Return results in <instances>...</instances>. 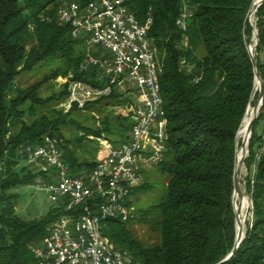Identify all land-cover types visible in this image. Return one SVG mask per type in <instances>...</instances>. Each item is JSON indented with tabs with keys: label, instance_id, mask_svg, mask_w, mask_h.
Listing matches in <instances>:
<instances>
[{
	"label": "trees",
	"instance_id": "trees-1",
	"mask_svg": "<svg viewBox=\"0 0 264 264\" xmlns=\"http://www.w3.org/2000/svg\"><path fill=\"white\" fill-rule=\"evenodd\" d=\"M125 1L140 23L153 18L149 38L161 67L168 120L166 152L158 166L168 172L169 180L164 200L139 219L147 220L156 209L161 212L160 220L151 226L159 233L158 244H143L131 221L105 220L102 234L140 264H218L230 255L236 238V140L255 93L254 68L243 36L253 0ZM59 8L57 0H0V264H36L29 247L42 242L49 226L66 214L53 207L40 219L25 221L17 215L19 196L12 191L35 185L40 176L27 165L19 168L26 160V148L48 135L60 138L71 174L89 177L97 156L92 161L87 155L81 159L74 144L97 140L100 146L98 139L104 138L116 147L129 140L133 125L129 116H115L109 110L127 102L114 90L112 96L84 108L100 114L96 128L82 127L85 135L73 141L65 137L64 129L81 127L71 116L83 110L74 106L66 113L59 107L69 97L68 83L48 97L42 96L44 85L59 77L98 87L105 83L98 81L97 69L81 70L87 51L71 37L70 27L60 23ZM185 10L190 16L183 29L177 21ZM255 21L256 57L264 79V4ZM253 32L248 23L250 43ZM201 47L205 54L199 57ZM42 62L59 67L40 82L25 88L17 85L21 73L32 72ZM263 121L264 100L245 160L248 174L241 180L252 202V218L240 247L223 264H264V133L257 131ZM149 188L143 183L134 191ZM91 208L96 213L95 203Z\"/></svg>",
	"mask_w": 264,
	"mask_h": 264
},
{
	"label": "built area",
	"instance_id": "built-area-1",
	"mask_svg": "<svg viewBox=\"0 0 264 264\" xmlns=\"http://www.w3.org/2000/svg\"><path fill=\"white\" fill-rule=\"evenodd\" d=\"M57 1L60 23L68 25L71 37L88 48L81 70L97 69L98 81L105 83L98 87L66 80L69 97L59 107L66 113L74 106L84 110L116 90L127 100L117 108L133 125L129 140L120 147L98 139L100 158L89 177L71 174L60 138L48 135L40 144L26 148L29 169L40 175L36 184L49 193L55 208L66 213L49 226L42 242L29 248L36 264H140L129 251L108 242L102 222L127 223L133 218L130 198L144 183L143 171L158 165L166 152L168 120L161 67L149 38L153 18L140 23L125 0ZM189 16L183 11L177 26L184 29ZM93 47L100 49L99 55L89 52Z\"/></svg>",
	"mask_w": 264,
	"mask_h": 264
},
{
	"label": "rangeland",
	"instance_id": "rangeland-1",
	"mask_svg": "<svg viewBox=\"0 0 264 264\" xmlns=\"http://www.w3.org/2000/svg\"><path fill=\"white\" fill-rule=\"evenodd\" d=\"M255 19L251 22L252 25H255ZM254 43V38L253 41ZM81 49L87 51V47H81ZM100 49L98 47H93L89 52L96 54L99 53ZM205 52L204 49L201 47L198 50L199 57L204 56ZM58 66V63H50V62H42L35 67L32 72L29 73H21L17 79V85L22 87H28L34 83L40 82L45 76L49 75L52 70H55ZM67 79H63L59 77L56 81H50L49 83L45 84L42 91L43 97H48L52 93H59L61 91V87L63 84L66 83ZM255 93L251 99V106L254 108L257 104L255 100ZM254 98V99H253ZM110 111L114 112V115H124L123 110L119 108H110ZM100 114L91 112V111H79L75 112L71 118L76 120L77 124H80L81 127L78 125H72L63 130V133L66 138L75 140L80 138L81 136L85 135V130L82 127L88 128H96L100 121L98 117ZM114 116V117H115ZM258 133H264V121L260 123L258 127ZM238 146L242 145L239 138L237 137ZM121 145H117L116 147H120ZM74 151L76 154L82 158L85 155L88 156L89 160H94V156H97V159L100 158L98 153H101V148L98 145L97 140L90 141L85 140L82 143L74 144L73 146ZM87 152V154H85ZM27 165L26 160L21 162L19 168L24 167ZM28 166V165H27ZM247 169L245 165L243 166L241 179L244 180L247 177ZM143 180L144 184L149 186V189H137L133 192L130 203L135 209L134 217L130 220L132 224V229L135 236L145 245L153 246L159 243V233L154 232L151 229V226L158 222L161 218V212L156 209L153 210L147 220L141 221L140 218L143 216L144 212L149 209L151 206L158 205L161 203L165 196H166V188L167 183L169 180V174L166 171H163L160 166L154 165L151 168L144 169L143 171ZM242 190L245 197L249 201V206L245 210V220L247 222H251L252 218V202L250 200V196L247 194L245 189V185L242 182ZM12 193L18 194L19 198L16 201V212L17 215L25 221H31L33 219H40L46 216L49 211L54 207V203L50 200L49 193L38 184L27 186V187H20L16 190H13ZM246 223H245V231H246Z\"/></svg>",
	"mask_w": 264,
	"mask_h": 264
},
{
	"label": "water",
	"instance_id": "water-1",
	"mask_svg": "<svg viewBox=\"0 0 264 264\" xmlns=\"http://www.w3.org/2000/svg\"><path fill=\"white\" fill-rule=\"evenodd\" d=\"M253 2H254V0H253ZM263 4H264V0H261L260 4L254 10L253 3H252L251 8L248 11L246 21H245V25H244V29H243L244 43H245L246 49L248 51V54L250 56V59H251V62L253 64V68H254L255 94L256 93L258 94V99H257V104L254 107V113L251 116V120H250L248 127H247V140L242 142V145L240 147L238 146V141L236 140L235 169H234V176H233V181H234L233 206H234L235 221H236L235 245H234V248H233L232 252L230 253V255L218 264L226 263L233 256V254L236 253V251L240 247L241 243L245 239V232L243 233V225L241 224V220H240V218H241V216H240L241 206L239 207L240 210H238L237 209V203L240 205L244 201V199L246 198L244 193H243V190H242L241 175H242L243 166L245 165V160L247 159V157L249 155L250 140L252 138L254 123L258 119V117L261 113V110L263 107V100H264V79H263V76H262V74L258 68V60L256 57V50H257V46L259 43L258 30L256 29V24L255 25L251 24L250 18L254 12L256 14L257 10ZM248 23H250L254 28V32H253L254 43L249 42V38L247 35ZM250 106H251V102L248 105V108H247L245 117L243 119V122L246 118V115L248 114V109ZM243 122H242V124H243ZM242 124H241V126H242ZM237 137H238V134H237ZM240 149H242L244 151H243V158L239 161L238 160V152Z\"/></svg>",
	"mask_w": 264,
	"mask_h": 264
},
{
	"label": "bare ground",
	"instance_id": "bare-ground-1",
	"mask_svg": "<svg viewBox=\"0 0 264 264\" xmlns=\"http://www.w3.org/2000/svg\"><path fill=\"white\" fill-rule=\"evenodd\" d=\"M261 0H254L253 2V8L254 10L257 8V6L260 4ZM255 19V12L252 14L251 18H250V21H254ZM254 99V98H253ZM254 113V108L252 106L249 107L248 109V114L246 115V118L239 130V133H238V138L240 140V142H244L247 140V127H248V124L251 120V116L253 115ZM243 151L242 149L239 150L238 152V160L240 161L242 158H243ZM241 206V211H240V220H241V224L243 225V233L245 232V223H246V220H245V210L248 208L249 206V201L247 198L244 199V201L239 205L237 203V209L240 210V207Z\"/></svg>",
	"mask_w": 264,
	"mask_h": 264
}]
</instances>
